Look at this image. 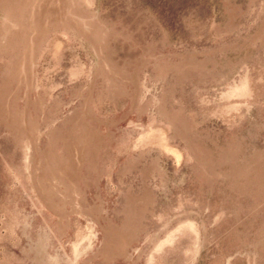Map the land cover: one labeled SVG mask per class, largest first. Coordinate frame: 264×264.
<instances>
[{
	"label": "rangeland",
	"instance_id": "1",
	"mask_svg": "<svg viewBox=\"0 0 264 264\" xmlns=\"http://www.w3.org/2000/svg\"><path fill=\"white\" fill-rule=\"evenodd\" d=\"M0 264H264V0H0Z\"/></svg>",
	"mask_w": 264,
	"mask_h": 264
}]
</instances>
